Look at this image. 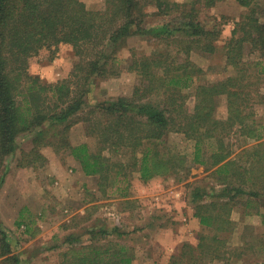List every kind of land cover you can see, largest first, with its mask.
I'll list each match as a JSON object with an SVG mask.
<instances>
[{
    "label": "trees",
    "instance_id": "trees-1",
    "mask_svg": "<svg viewBox=\"0 0 264 264\" xmlns=\"http://www.w3.org/2000/svg\"><path fill=\"white\" fill-rule=\"evenodd\" d=\"M238 1L251 8V12L236 21L233 37L227 42V63L234 66L241 64L242 50L248 43L264 55V16L258 14V0ZM203 2L106 0L105 9L93 10L82 0H0V174L7 168V157L16 153L21 134L36 130L34 147L27 152L28 161L21 163L31 165L44 157L40 152L42 144L54 143L47 137L52 134L56 138L62 133L61 146L69 147L84 173L98 175L104 189L111 182L119 184V196L126 197L130 193V173L138 172L142 180H148L186 167L184 156L162 151L161 143L171 131L184 132L194 140L193 159L201 164L209 163L204 154L206 140L216 138L219 147L213 151L210 165L215 167L213 173L224 188L220 190V197L211 201L202 200L206 192L198 188L193 199L196 201L194 216L214 230L200 232L197 244L185 242L172 264H209L220 256L228 241L222 233L231 231L232 211L235 204L242 203L236 199L244 198V194L257 195L254 191L248 192V183L255 185L257 177L255 172L245 173L249 166L239 165V169L235 166L238 159L232 158L225 139L217 137V127L221 123H228L230 127L239 125L242 134L253 139L264 137V131L255 124L254 113L248 109L256 83L242 74L211 84H198L194 111L185 106L184 90L192 87L203 71L191 58L192 52L196 49L214 52L221 35L217 23L209 27L201 19ZM149 4L156 5L158 12L169 21L149 27L144 11ZM215 4L216 0H205L204 6ZM149 33L157 35L168 48L158 56L133 59L130 68L148 81L145 87H137L133 97L120 96L85 111L91 78L106 75L111 65L120 64L116 54L125 39L133 34ZM61 43L72 44L82 57L78 65L84 76L78 88L67 79L45 83L28 70L31 57ZM155 92L160 94L159 102L144 101ZM222 94L228 99L226 119L214 115L217 97ZM90 114L95 121L90 123V128L100 144L97 151L88 142L70 144L65 136L76 116L88 120ZM97 117L102 119L95 120ZM0 232L4 246L0 256H3L10 254L12 248L1 224ZM99 242L67 252L65 256L70 257L64 264H134L136 254L130 245ZM205 257L210 260L205 261ZM12 259L21 264L18 256L12 255Z\"/></svg>",
    "mask_w": 264,
    "mask_h": 264
},
{
    "label": "rangeland",
    "instance_id": "rangeland-1",
    "mask_svg": "<svg viewBox=\"0 0 264 264\" xmlns=\"http://www.w3.org/2000/svg\"><path fill=\"white\" fill-rule=\"evenodd\" d=\"M82 1L93 10L106 8V0ZM204 3L205 0L200 12L201 19L209 27L217 23L221 35L214 52L200 49L192 52L191 58L203 71L196 77L195 84L184 90L185 106L190 112L194 111L198 84H211L230 75L242 74L256 83L252 90L254 98L249 102L248 109L253 111L255 124L263 132L264 71L261 72V69L264 68V55L248 43L242 50L240 65L227 63V42L233 37L236 21L245 18L251 8L241 5L238 0H216L213 6H204ZM257 7L259 16L263 17L264 0H258ZM144 11L149 27L169 21L154 4L146 5ZM167 48L152 33L133 34L125 39L116 54L120 64L111 65L106 75L91 78L85 111L103 101L135 96L137 87L143 89L148 81L136 69L130 68L133 59L158 56ZM81 60L72 44L61 43L53 49L44 48L31 57L28 70L45 83L67 79L73 87L78 88L84 76L78 65ZM112 70L116 73H111ZM159 100L160 94L156 92L144 99L147 102ZM214 115L218 119L229 116L226 94L217 97ZM89 117L91 119L84 120L76 116L65 136L70 144L88 142L97 151L100 144L90 128V123H95L93 114ZM35 131L18 137L16 153L7 157V168L5 166L0 174L1 182L3 172L7 171L0 183V224L12 248L10 254L0 256V264H18L12 255L18 256L21 264H64L65 259L70 257L65 256L67 252L99 241L130 245L136 254L134 264H172L173 257L180 255L185 242H199L197 237H190V228H194L197 235L214 230L201 223L200 226L194 224L191 219L196 205L193 199L198 188L205 189L206 195L202 200L209 201L220 197V190L224 188L213 173L215 167L210 165L212 153L219 147L216 138L206 140L204 154L209 163L201 164L193 159L194 140L184 132L171 131L161 143L162 151L184 156L186 167L148 180H142L138 172L130 173L129 170L130 193L125 197L118 194L119 184L111 182L104 189L98 175L84 173L69 147L61 146L62 133L56 138L49 135L47 139L52 138L54 143L40 146L44 157L34 164L21 165L22 161H28L27 152L34 147ZM217 135L225 139L232 158L238 159L235 165L238 169L239 165L249 166L245 173L255 172L257 181L253 186L248 183V192L254 191L257 195L244 194V198L236 199L242 203L235 204L232 211L231 231L222 233L228 240L227 245L215 260L210 262L209 257H205V261L210 260L209 264H264V169H261L264 163V137L250 138L242 134L239 125L230 127L228 123H221L217 127ZM254 164L255 168L252 169ZM121 185L125 186L126 183ZM3 249L0 232V253Z\"/></svg>",
    "mask_w": 264,
    "mask_h": 264
},
{
    "label": "crops",
    "instance_id": "crops-1",
    "mask_svg": "<svg viewBox=\"0 0 264 264\" xmlns=\"http://www.w3.org/2000/svg\"><path fill=\"white\" fill-rule=\"evenodd\" d=\"M192 219H191V221L194 223V224H197V225H199L200 226V221L198 220V218H196L195 216H194V214L192 213ZM188 233H192V235H190V237H193L194 239L197 237L198 238V235H197V232H195V230H194V228H190L189 230H188Z\"/></svg>",
    "mask_w": 264,
    "mask_h": 264
}]
</instances>
